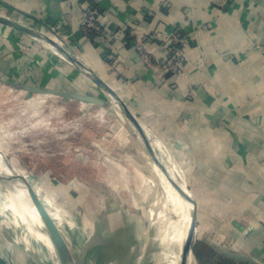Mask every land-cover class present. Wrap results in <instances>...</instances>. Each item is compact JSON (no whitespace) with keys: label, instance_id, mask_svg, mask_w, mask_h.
<instances>
[{"label":"crops","instance_id":"crops-1","mask_svg":"<svg viewBox=\"0 0 264 264\" xmlns=\"http://www.w3.org/2000/svg\"><path fill=\"white\" fill-rule=\"evenodd\" d=\"M0 5L1 17L25 21L29 24L23 25L44 37L66 36L86 70L150 134L154 151L143 141L139 146L155 171L149 176L138 171L136 176L147 183V191L159 179L167 192L164 210L168 204L179 214L169 223L166 243L179 224L185 230V205L162 175L163 164L199 203V248L193 256L213 259L215 248L223 245L264 263V0H0ZM89 10L100 13L104 39L85 29ZM1 27L0 74L10 80L20 75L42 90H56L58 50L53 48L54 55L48 56L33 36ZM173 34L181 36L185 53L178 73L170 72L169 65L168 39ZM138 44L150 56V66ZM67 65L64 73L77 89L99 87L86 72ZM33 185L40 194L42 186ZM41 200L53 218H62L51 198ZM81 223L72 224L81 228L83 239L87 236L84 262L77 263L114 262L99 250H116V238L107 245L97 222L85 218ZM185 237L184 231L179 237L183 244Z\"/></svg>","mask_w":264,"mask_h":264},{"label":"rangeland","instance_id":"rangeland-1","mask_svg":"<svg viewBox=\"0 0 264 264\" xmlns=\"http://www.w3.org/2000/svg\"><path fill=\"white\" fill-rule=\"evenodd\" d=\"M3 10L4 6L0 5V13H4ZM23 24L29 23L24 21ZM50 36L59 48L33 37L50 52L48 56L54 55L53 48L59 49L56 90L41 92L42 89L23 81L20 75L10 80L4 73L0 74V154L22 174L76 264L84 262L87 236L83 239L81 228L72 226L74 221L81 223L85 218L97 222L107 245L116 238V250H108V247L99 250L104 259L115 260L110 264H141L144 258L148 260L145 264H183L185 242L183 244L179 238L185 231L182 224L173 229L169 241L172 243L165 240L171 232L170 221L179 217L168 204L164 210L165 187L156 177L158 185L147 191V183L136 176L138 171L148 176L155 171L153 164L146 163L143 155L146 152L139 146L143 137L152 144L150 134L142 128L143 135L138 134V127H142L140 120L134 117L133 123L127 121L100 87L77 89L64 68L70 62L80 71L86 70L81 55L74 52L66 36ZM20 49L29 52L25 46ZM63 93L77 98L63 97ZM160 168L184 207H190L189 211L184 208L182 212L190 219L191 245L186 264L192 261V264H264L223 245L215 248L213 259L199 261L193 256L192 251L199 248L196 238L199 203L190 193V187L171 172L169 165L163 164ZM0 174L1 192L15 181L2 171ZM34 182L42 186L40 194ZM45 196L54 201L62 218L56 220L51 216L41 200ZM7 204L1 197V258L8 264H60L47 245L35 239L19 222ZM78 225L82 227V223ZM188 235L186 233L185 241ZM26 241L33 251L25 249ZM203 254L209 255V250H204Z\"/></svg>","mask_w":264,"mask_h":264},{"label":"water","instance_id":"water-1","mask_svg":"<svg viewBox=\"0 0 264 264\" xmlns=\"http://www.w3.org/2000/svg\"><path fill=\"white\" fill-rule=\"evenodd\" d=\"M0 24L7 26V27H10V28H13L15 30L24 32V33L29 34L31 36H34L36 38H39L40 40L48 43L49 45H52L53 47L59 48V45L56 44L55 42H53L51 39L44 37L39 32H37L34 29L29 28V27H27V26H25L19 22H15V21H12V20H9L7 18L0 16ZM83 72H86L87 75L91 78V80H93L103 90V92H105V94L108 96V98L112 102L115 103L117 109L125 116L127 121L133 123L134 117L121 104V102L113 94L111 89L100 78L95 77L94 75L89 73L87 70L84 69ZM30 90H32V89H30ZM41 92H46V90H41ZM62 96L66 97V98H77L76 96H72L69 93H63ZM80 100L86 101V99H80ZM94 102H98V101L95 100ZM137 133L143 135V131L141 130V127L140 128L138 127ZM142 140L145 143L146 147L151 152L154 151L150 147L149 143L147 142V140L144 137L142 138ZM5 164L7 166L9 173L13 177L15 183L17 184L18 189L24 194L25 199H26L24 202L27 204V206L31 207V209H33V211L36 212V214L38 215L39 220H40L41 224L43 225V227L41 228L40 231L48 239L49 244H50L51 249H52L51 254L53 255V257L60 264H76L75 261L70 256L68 250L64 247L61 235L52 228L51 223L49 222L48 216H47L44 208L42 207V205L39 203V201L35 197L34 192L29 187V185L27 184L24 177L8 161H6ZM190 245H191V241H190V238L188 235L186 238V241H185L184 254H183V261H184L183 264H186L187 256L189 255ZM0 264H8V263H6L0 256Z\"/></svg>","mask_w":264,"mask_h":264},{"label":"bare ground","instance_id":"bare-ground-1","mask_svg":"<svg viewBox=\"0 0 264 264\" xmlns=\"http://www.w3.org/2000/svg\"><path fill=\"white\" fill-rule=\"evenodd\" d=\"M113 104L115 105L114 102H113ZM115 107H116V105H115ZM6 159L7 158H5V156H2L0 154V171L4 172L7 177H10L11 174L9 173V171L7 169V166L5 164ZM1 197L4 198V204L6 202L8 203L6 207L8 209H10L15 216H17L19 218V220H20L19 222L21 224H23L27 228V230H29V233L34 234V236L33 235H31V236H33L35 239L41 241L42 243L46 244L47 247L49 248V251L52 252V249H51V246L49 244L48 239L40 231L41 228L43 227V225L41 224L38 215L36 214V212L33 211V209H31V207L27 206V204L24 202L26 200L25 196L18 189L17 184L15 182H13L11 184V186L10 185L7 186L6 189L4 188L3 191L0 192V199H1ZM184 208H186L188 211L190 210L189 206H186ZM187 210H185V211H187ZM0 211H2V210H0ZM189 220H190L189 217L184 214L183 221H184V225H185V234L187 233V235H188V228H189V225H190ZM12 222H14V220ZM21 239H22V237H21ZM24 244H25V249H27L28 251L29 250L33 251L32 245L30 244V242L26 241ZM42 252H43V250H42ZM50 259H51V257H50ZM189 260L191 261V258ZM33 261H34V259H33ZM35 262H37V261H35ZM192 262H191V264H192Z\"/></svg>","mask_w":264,"mask_h":264},{"label":"built area","instance_id":"built-area-1","mask_svg":"<svg viewBox=\"0 0 264 264\" xmlns=\"http://www.w3.org/2000/svg\"><path fill=\"white\" fill-rule=\"evenodd\" d=\"M100 13L97 10H89L86 13V17L84 20V27L85 29L94 30L100 38L104 39L103 37V27L100 24L99 17ZM147 41V40H145ZM181 36L178 34H173L170 39H168V53L170 56L169 65H171V69L178 70L185 57L184 49L181 46ZM137 50L141 53V56L144 60L146 66L151 65L150 56L145 52L144 46L142 44H138Z\"/></svg>","mask_w":264,"mask_h":264},{"label":"trees","instance_id":"trees-1","mask_svg":"<svg viewBox=\"0 0 264 264\" xmlns=\"http://www.w3.org/2000/svg\"><path fill=\"white\" fill-rule=\"evenodd\" d=\"M88 34L94 35V33H93V32H89ZM170 72H171V71H170ZM174 73H176V72H174Z\"/></svg>","mask_w":264,"mask_h":264}]
</instances>
